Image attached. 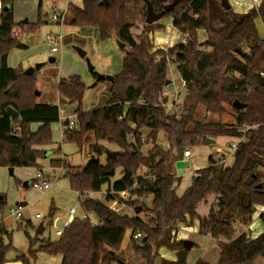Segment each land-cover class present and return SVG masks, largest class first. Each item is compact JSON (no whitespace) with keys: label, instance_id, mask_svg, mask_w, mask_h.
I'll use <instances>...</instances> for the list:
<instances>
[{"label":"trees","instance_id":"16d2710c","mask_svg":"<svg viewBox=\"0 0 264 264\" xmlns=\"http://www.w3.org/2000/svg\"><path fill=\"white\" fill-rule=\"evenodd\" d=\"M173 1L174 7L163 11L161 18H172V27L188 34L185 42L178 41L165 50L154 48L150 34L164 27L155 22H144L145 28L132 35V19L136 14L145 16L146 2L159 12ZM256 19L264 29V0L240 13L224 9L220 0L68 2L63 24L92 26L101 41L115 38L123 43L119 47L123 52L121 67L112 74L104 104L83 110L86 85L79 75L58 79V104L37 103L36 71L25 75L8 65L12 49L27 48L14 34V27L20 35L36 34L44 20L38 13L35 22L15 23L12 0H0V167H38L43 147L52 143L50 125L59 120V104L74 102L76 128L64 130L63 138L79 150L84 148L91 159L79 166L51 158L49 165L64 169L63 176L78 193L81 209L92 212L98 221L91 225L87 218L73 217L55 240L40 239L35 232L23 252L16 250L10 239H3L1 235L8 232L4 233L0 224V264L8 261L11 252L17 253L15 259L21 264H37V253L59 256V264H125L120 243L127 229L131 248L143 264H187L194 243L185 247L176 232L179 226H190L194 218L197 234L215 239L219 253L214 264H255L256 258L264 257V231L252 238L248 227L256 207L264 208V37L259 36ZM199 34H203L201 41ZM170 63H175L180 80L185 82L181 103L173 113L162 103ZM234 101L243 106L235 108ZM8 106L17 111L16 119L7 113ZM228 107L233 122H221ZM32 123L38 126L32 129ZM243 124L253 127L244 131ZM142 128L149 129L144 141ZM158 131L163 132L166 150L156 143ZM128 135L132 141L127 140ZM221 136L238 139L229 163H213L209 155L207 164L195 171L179 193L174 168L178 149L185 141L199 144L208 139L212 144ZM97 141L117 149L109 151ZM148 141L151 146L142 154L140 147ZM59 150L57 146L56 152ZM109 152H114V157ZM102 155L103 162L99 160ZM139 167L145 168L143 175L137 174ZM117 168L121 175L109 184ZM104 183H108L106 189L127 190L135 196L125 201L134 214H118L97 198L83 197L86 192L101 190ZM147 197L149 206L144 202ZM199 204L207 205L206 215L198 213ZM53 215L49 208V225ZM258 217L264 227V209ZM237 224L248 228L235 235ZM31 227L27 221V235ZM135 232L141 235L139 243L133 238ZM161 249L173 256L163 257ZM193 264L211 263L197 258Z\"/></svg>","mask_w":264,"mask_h":264},{"label":"rangeland","instance_id":"374dc122","mask_svg":"<svg viewBox=\"0 0 264 264\" xmlns=\"http://www.w3.org/2000/svg\"><path fill=\"white\" fill-rule=\"evenodd\" d=\"M52 2L49 0H43L40 8L38 9L37 0H12V10L15 17L20 16L21 19L27 18L31 21L32 19L36 20L39 13L42 20H44V23L40 26L39 31L36 34L29 33L20 35L18 27H14V34L19 36L22 42L26 43L27 48L12 49L13 53H11L10 63L13 64V56L17 57L22 65H25L27 62L32 63L31 65L40 63V70H36L35 87L39 85V81H41V79L48 80L50 83L49 86L51 85V88H47L42 93L43 96L53 97L55 95V82L58 81L59 78L74 74L79 75L81 80L86 85L82 98V109L90 110L92 108H98L105 102L110 82L104 80L95 83L96 85L94 86V73H103V70H107L110 72L109 74L118 72L121 67L123 52L117 46L115 38L101 41L98 38V32L95 27H73L63 23L59 25L60 23L58 24L55 21H51L50 16L53 9ZM64 2L65 1L62 0L58 5H63ZM228 2L231 6L230 8L235 12L239 11L240 13L241 11L246 10L245 6L240 4V0H228ZM144 17V15L136 14L132 19L131 33L133 36L137 35L145 28ZM162 19L166 18H161L155 21V24H164L166 21ZM255 24L259 36L264 37L262 23L256 19ZM170 30L167 27H163L151 32L150 37L151 40L154 41V48H162L165 50L168 47H173L178 41H180L179 38L181 33L175 28ZM48 34L60 35L56 52H49V46L46 44V36ZM26 35H31L30 39H27L28 37L26 38ZM158 35L163 37V41H156V37ZM202 38L203 34H199L198 41H201ZM74 47H79L84 50L86 54L84 56H79ZM49 58H53V61L50 62ZM87 60L93 66L92 70L89 69ZM18 69L21 68L19 67ZM104 73L108 74L107 72ZM166 77L170 80V83L165 86L163 91L164 97L167 98V101L164 102L165 108L168 113L177 112L184 94V86L180 84V77L175 63L168 64ZM54 101H56L55 98ZM59 109L63 112L61 114V120L59 121L60 124L59 122H54L50 125L52 143L56 141L58 146H60L65 157L62 159H65L72 165L84 166L91 159V155L88 154L84 148L79 150L75 143L65 140L62 136L63 131L61 129V123H63L64 117L67 114L72 115L75 119L73 110L71 106H67L66 108L63 103L59 104ZM200 110V116L203 117L202 115L205 114L204 111H202L203 108L199 107L198 112ZM212 118L214 120H218L215 116H212ZM219 120L225 123H232V110L228 107L226 114H224ZM143 132L144 133L142 135H146L145 130H143ZM127 137L130 141H132V136L130 137V135H128ZM231 140V137L221 136L217 139L215 138V142L212 144H190L185 141L182 147L190 151V156L184 158L187 162V166L184 168L183 172L181 174H177L175 171V176H179V183L176 185L177 191L181 192L189 185L192 175L195 174L197 169L204 167L207 164V159L212 152L225 148ZM97 142L104 145L109 151L117 149L116 146L107 144L104 141ZM156 143L162 147L166 146V141L163 137L162 131H158L156 135ZM150 146L151 144L149 141L144 142L140 147L141 153L145 154ZM60 155L62 154H57L56 156L59 157ZM99 160L103 162L104 156H100ZM229 161L230 160H227L223 164H227ZM38 164V167H0V194L2 195L3 201V203H0V218H2L4 223H6L9 227L8 231L10 233L9 237L11 243H17V240L24 233V228L23 226H18V222L8 216V209L15 206L21 200L26 203L23 204L22 210L24 220L30 219L33 213H38L40 216L39 219L36 220H32L31 218L34 226L31 225L32 227L30 229L27 228L28 232H31L33 236L39 222L42 221L44 224V231L42 235L44 237H49L50 240L56 239V229H60L61 227L54 226L53 221L52 225L47 223L49 220V208H55V213L59 216L61 221L66 219L67 211L71 207L75 209L74 217H83L84 215L79 204L77 192L69 187L67 177L60 175L56 178H51V187L44 192L38 191L31 185L36 172L43 173L44 175L48 172H50V175H53V173L55 175L58 174L57 170H50L49 158L45 156L40 158L38 160ZM62 172L64 173V169H62ZM144 172V167H139L137 170L138 175H143ZM120 175V168H117L114 177L108 181L109 184L119 179ZM262 179L264 180V177ZM174 184H176V182ZM107 186L108 183H104L101 187V191L95 194V198L102 201L103 195L101 192L104 191ZM127 197L128 200L135 198L134 195L130 194H128ZM141 201L143 200L141 199ZM144 202L149 206L150 197L145 198ZM207 210L208 208L206 204H199L197 207V211L200 215H206ZM261 211V206H257L256 210L252 214V221L248 226L251 236H257L263 231V224L258 217ZM124 212L128 215L134 214L133 209L129 210L126 208ZM235 226V235H237L239 231L248 228L239 224ZM196 227L197 219L194 218L190 226H179L176 234L177 239H181L183 242L189 241L191 244L194 243V245L190 247L192 249L188 254L187 264H191L198 257L214 264L217 260L219 252L218 247L215 245V239L209 236L198 235ZM129 235L130 230L127 229L120 243V256L125 264H143V260H141L139 255L131 248ZM4 238V240L7 239L6 237ZM135 241L137 243L140 242L139 239ZM20 247L25 248L24 246ZM160 254L167 258H171L173 256L171 252L165 251L164 249L160 250ZM37 257V264H59V256H49L44 253H37ZM254 263L264 264V257L256 258ZM18 264L20 263L18 262Z\"/></svg>","mask_w":264,"mask_h":264},{"label":"built area","instance_id":"2783aa9c","mask_svg":"<svg viewBox=\"0 0 264 264\" xmlns=\"http://www.w3.org/2000/svg\"><path fill=\"white\" fill-rule=\"evenodd\" d=\"M240 1H241L240 4H242V6H245V8H246V10H243L241 12H245V11L249 10L250 8H256L260 3V0L259 1H257V0H240ZM52 8L53 9H52V13L50 16V20L58 22V23H62L63 17L65 15L66 10H67V5L65 7H58V6H56L55 1L53 0ZM236 12H239V11H236ZM187 36H188L187 33H181L180 38H179L180 42H185L187 39ZM59 38H60V35H54V34H48L46 36V44H47V46H49L50 52L57 51V44H58ZM180 84L182 86H184L185 85L184 80H180ZM62 113H63L62 110L59 109V116ZM249 127H253V126H247L244 124L241 126L242 130H244V131ZM75 128H76L75 119L73 118L72 115L67 114L64 117L63 123H61L62 131L71 130V129H75ZM62 136H63V133H62ZM141 140L142 141L145 140V135H141ZM237 142H238V139L234 138L231 142L228 143V145H226L225 148L215 150L214 152H212L210 154L211 161L213 163H219V164L222 163L223 164L227 160H230L232 158V156L234 155V152L236 150ZM182 155H183V158L189 157L190 151L188 149H184ZM31 185L34 188H36L38 191L44 192L45 190H47L48 188L51 187V181H50V179H47L43 173L36 172L32 182H31ZM100 191L101 190L96 191V192H86L83 197L95 198V194L99 193ZM101 193L103 195L102 201H103L104 205L109 210L114 211L115 213H118V214H127L124 212V210L126 208L129 210L132 209L131 206H129L128 204L125 203V201L128 200L127 195L129 194L127 190L114 192V190H112L110 188V189H105ZM77 195H78V193H77ZM83 197H81V199H83ZM22 210H23V204L17 203L15 206L10 207L8 209V216L10 218H13L18 223H22L23 222ZM74 210H75L74 208L69 209V216H71L73 214ZM83 214L84 215L82 218H87L88 220H90L91 225H94L98 222L95 215L92 212L83 211ZM34 217L39 218L40 216L38 213H34ZM70 221L71 220L64 221L61 224V228L57 231V233L60 234L62 228L64 226H66ZM0 224H2V225L4 224V221L2 218H0ZM133 238L134 239H140L141 238L140 233L135 232L133 234Z\"/></svg>","mask_w":264,"mask_h":264},{"label":"crops","instance_id":"0c3cea01","mask_svg":"<svg viewBox=\"0 0 264 264\" xmlns=\"http://www.w3.org/2000/svg\"><path fill=\"white\" fill-rule=\"evenodd\" d=\"M49 1H51L52 2V0H49ZM62 1V0H61ZM61 1H55V3H56V5L59 7H65L66 5H67V3L68 2H74L75 4H78V5H80L81 4V1L82 0H69V1H65L64 2V4L63 5H58ZM38 2H39V0H37V6H38ZM12 8H13V4H12ZM12 15H13V21L14 22H19V21H28V22H35L36 20H34V19H32L31 21L30 20H28L27 18H20V16H18V17H15L14 16V14H13V10H12ZM161 19V18H160ZM162 20H165L166 22H164V24L163 23H161V25H163L164 27H167L169 30L170 29H172L173 27H172V18H166V19H162ZM50 22V21H49ZM56 23H58V22H56ZM158 23V22H157ZM59 24V23H58ZM59 25H61V23L59 24ZM170 32H171V30H170ZM27 39H30V37H31V35H26L25 36ZM25 38V39H26ZM115 41V40H114ZM153 41V40H152ZM156 41H163V37L161 36V35H158L157 37H156ZM116 42V44H117V41H115ZM25 43V42H24ZM26 44V43H25ZM153 44H154V41H153ZM117 46H118V44H117ZM119 47V46H118ZM13 50H11L9 53H8V65L10 66V67H13V68H21L22 69V71L24 70V69H26V67L28 66H32L31 64L32 63H29V62H27V63H25V65L23 64H21L20 63V61H19V59L17 58V57H15V56H13V64H11L10 63V57H11V53H13L12 52ZM49 52H50V50H49ZM56 52V51H55ZM86 54V53H85ZM11 65H10V64ZM103 72V74H106V73H104V72H107L108 74L110 73V72H108L107 70L105 71V70H103L102 71ZM112 75V74H111ZM67 77V76H66ZM98 83V82H97ZM170 83V82H169ZM49 81L48 80H42L41 79V81H39V85L38 86H36V96H38V97H40V98H38V97H36V102L37 103H44V102H53V103H55V104H58V93H57V81L55 82V95L53 96V97H50V96H43L42 95V93L47 89V88H51V85L49 86ZM94 86L96 85V84H93ZM42 95V96H41ZM107 95V94H106ZM54 98H55V100L56 101H54ZM166 101H167V98H166ZM65 104V106H66V108H67V106H71V108H72V110L75 108V103L74 102H72V103H64ZM93 109V108H92ZM61 114H60V116H59V120L57 121V122H59L60 120H61ZM52 124V123H51ZM59 124H60V122H59ZM34 126H35V128L38 126V124L37 123H32L31 124V128L32 129H34ZM143 130H145V132H146V134L149 132V129L148 128H142ZM142 129H140V132H141V135L144 133L143 132V130ZM146 136V135H145ZM130 137H131V135H130ZM164 137V136H163ZM218 138V137H217ZM216 138V139H217ZM63 139V138H62ZM232 140L234 139V138H231ZM127 140L128 141H130L129 140V138L127 137ZM132 140V139H131ZM231 140V141H232ZM230 141V142H231ZM158 144V143H157ZM57 146H58V144H57V142L55 141L54 143H51V145H47V146H44L43 148H44V156L45 157H47V158H49V160L51 159V158H65L64 157V154H63V152H62V150H61V148H60V146H59V153H57L56 152V148H57ZM168 145H167V143H166V146H164V147H162L164 150H166L168 147H167ZM57 154H62V155H60L59 157H57L56 155ZM56 156V157H55ZM50 170L51 171H53V170H57L58 171V174L57 175H55L54 173H53V175H50V172H48V173H46L44 176L47 178V179H50L51 180V178H56V177H58V176H60V175H63V172H62V169L60 168V167H51L50 166ZM176 171V170H175ZM182 192V191H181ZM181 192H179V193H181ZM0 203L1 202H3L2 201V195L0 194ZM19 203H22V204H26L25 203V201H19ZM71 208H73V207H71ZM262 208V210L264 209L263 207H261ZM70 209V208H69ZM69 209H68V211H67V217H66V219L65 220H63V221H61V219L59 218V216H57V214L55 213L56 211H55V208L53 207V210H54V218H53V222L55 223V220H59V222H60V225L59 226H56V227H61V224L64 222V221H67V220H71L73 217H74V214H75V210H74V212H73V214L71 215V216H69ZM83 211V210H82ZM31 218H32V220H36V219H39V218H35L34 217V213H33V215L31 216ZM31 218L30 219H27V220H24V222H22V223H18V226H23V231H24V233L21 235V237L17 240V243H12V245H13V247L16 249V250H18V251H25L24 249H26V247L28 246V240H29V238H32V233L31 232H28V235L25 233V223L27 222V221H29L30 222V224L32 225V226H34V224L32 223V220H31ZM79 218H82V216L81 217H79ZM39 223H41V233H37V236H38V238H40V239H45V238H49V237H44L42 234H43V231H44V224H43V222L41 221V222H39ZM54 223H53V225H54ZM198 225V224H197ZM38 226H39V224H38ZM37 226V227H38ZM55 226V225H54ZM8 225L6 224V223H4L3 224V232L5 233V232H8V235L7 236H4V234H2L1 236L3 237V239H5L4 237H6L7 239H10V233H9V231H8ZM37 229V228H36ZM179 229V228H178ZM196 229H197V227H196ZM57 231L59 230V229H56ZM250 230V229H249ZM57 231H56V235H57V237H58V233H57ZM178 231V230H177ZM263 231H264V227H263ZM262 231V232H263ZM176 234H177V232H176ZM130 236V235H129ZM251 236V235H250ZM34 237V236H33ZM56 237V238H57ZM252 238L253 237H255V236H251ZM6 239V240H7ZM11 241V240H10ZM216 245V244H215ZM20 246H24L25 248H21ZM192 249V248H191ZM191 251V250H190ZM190 253V252H189ZM219 253V252H218ZM17 255V253L16 252H11V253H9L8 254V261H6L4 264H18V262L21 264V262L20 261H17L16 259H15V256ZM198 258H200V257H198ZM197 259V258H196ZM202 259V258H201ZM205 260V259H204ZM195 261V260H194ZM193 261V262H194ZM193 262L191 263V264H193ZM59 263H60V259H59ZM212 264V263H211Z\"/></svg>","mask_w":264,"mask_h":264},{"label":"water","instance_id":"95a60500","mask_svg":"<svg viewBox=\"0 0 264 264\" xmlns=\"http://www.w3.org/2000/svg\"><path fill=\"white\" fill-rule=\"evenodd\" d=\"M106 0H102V2H105ZM220 4L221 6L224 8V9H229L230 8V4L228 2V0H220ZM175 5V1L169 3V4H166L164 5L163 7V10L159 11V12H155L153 11L151 5L149 2H146V12H145V17H144V22L147 23V24H150V23H153L157 20H159L162 16V13L163 11H166V10H170L174 7ZM118 46L121 47L123 46V43L121 42H117ZM76 52L79 54V56H84L85 55V52L84 50L80 49L79 47H74ZM49 61H53V58H49ZM87 64L89 66V69L92 70L93 69V66L88 62L87 60ZM41 68V64L40 63H36L32 66H29L27 67L26 69H24L22 71L23 74L25 75H30L32 72L36 71V70H40ZM111 81L112 80V75L111 74H103V73H98V72H95L94 73V84L97 83V82H100V81ZM170 80H165V85H167L169 83ZM166 101V97H163L162 98V103H164ZM233 106L235 108H241L243 105L241 103H239L238 101H234L233 102ZM6 111L7 113L9 114V116L12 118V119H16L18 117V113L17 111H15L12 107L8 106L6 107ZM205 144H209V141L208 139H206L204 141ZM183 147H180L179 150H178V154H177V159L175 160L174 162V168L176 170V173L177 174H181L184 170V168L187 166V162L186 160L183 158ZM111 157H114V152H109L108 153ZM1 197V196H0ZM136 213L138 212V209H136L135 211ZM55 226H59L60 225V222L59 220H55V223H54ZM41 223H39V226L37 227V229L35 230L36 233H41ZM183 245L185 247H189L191 245V242L189 241H184L183 242Z\"/></svg>","mask_w":264,"mask_h":264}]
</instances>
